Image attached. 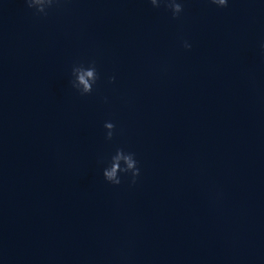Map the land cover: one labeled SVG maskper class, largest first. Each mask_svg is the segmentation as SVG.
I'll use <instances>...</instances> for the list:
<instances>
[{
  "label": "water",
  "instance_id": "water-1",
  "mask_svg": "<svg viewBox=\"0 0 264 264\" xmlns=\"http://www.w3.org/2000/svg\"><path fill=\"white\" fill-rule=\"evenodd\" d=\"M262 40L259 0H184L176 20L146 0L46 17L0 0V264H264ZM88 61L82 97L68 81ZM117 147L135 185L102 180Z\"/></svg>",
  "mask_w": 264,
  "mask_h": 264
},
{
  "label": "clouds",
  "instance_id": "clouds-1",
  "mask_svg": "<svg viewBox=\"0 0 264 264\" xmlns=\"http://www.w3.org/2000/svg\"><path fill=\"white\" fill-rule=\"evenodd\" d=\"M146 2L153 9L163 7L171 14L173 20L179 18L184 10V0H146ZM207 2L217 9H225L229 6L230 0H207ZM259 2L264 4V0H259ZM24 3L29 10H34V14L46 17L50 9L59 7L62 3H68V0H24ZM180 46L186 52L192 48V44L183 38ZM259 52L264 56V40L259 43ZM100 80L101 74L95 61L77 62L71 66L68 83L82 97L91 95ZM114 81L115 76L107 78L108 84H112ZM107 102V98H105L104 103ZM103 130L104 140L111 142L116 131L115 124L105 121ZM101 164L102 180L112 187L121 186L124 180L129 182V186L135 185L141 175V166L136 154L124 147H117L113 153L101 160Z\"/></svg>",
  "mask_w": 264,
  "mask_h": 264
}]
</instances>
